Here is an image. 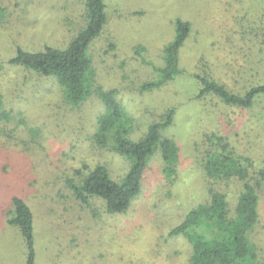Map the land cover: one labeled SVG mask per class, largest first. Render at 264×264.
Instances as JSON below:
<instances>
[{
	"label": "rangeland",
	"instance_id": "1",
	"mask_svg": "<svg viewBox=\"0 0 264 264\" xmlns=\"http://www.w3.org/2000/svg\"><path fill=\"white\" fill-rule=\"evenodd\" d=\"M0 8V94L11 111L10 120L0 121V264H25L20 232L5 222L12 195L23 197L34 213L37 264H188L189 239L169 231L207 199L209 186L227 196L231 209L242 186L234 177L212 183L207 178L205 151L214 150L216 141L208 137H225L250 157L252 175L264 171V92L244 108L212 91L199 94L197 78L239 94L264 83V0H105L106 22L87 49L92 85L77 105L65 102L55 77L10 58L18 48L65 47L84 27L83 0H0ZM177 20L190 23L179 49L181 71L143 89L144 82L160 78L164 46L174 38ZM97 85L117 90L125 136L132 140L174 110L161 135L174 140L176 157L166 163L159 149L150 156L141 192L122 212L108 213L97 197L83 204L65 184V178L80 179L76 170L85 173L97 163L115 181L130 166L92 138L104 110ZM258 213L251 238L264 264V179ZM205 222L188 231L217 234Z\"/></svg>",
	"mask_w": 264,
	"mask_h": 264
},
{
	"label": "trees",
	"instance_id": "2",
	"mask_svg": "<svg viewBox=\"0 0 264 264\" xmlns=\"http://www.w3.org/2000/svg\"><path fill=\"white\" fill-rule=\"evenodd\" d=\"M83 3L84 27L65 47L44 46L36 51L18 48L16 54L10 58L11 63L45 76L55 77L64 86V100L70 105L81 103L89 94L92 85V76L89 74L92 72L87 49L91 41L100 34L107 19L105 0H83ZM189 30L188 21H176L175 36L164 46V62L159 68L160 78L144 82L143 89L160 86L180 73L179 49ZM197 78L201 84L199 94L212 91L221 96L225 103L244 108L250 107L254 97L264 92V83L252 86L245 93L239 94L213 79L208 80L204 76ZM95 91L104 110L97 117L92 138L100 147H108L125 156L130 161V166L122 178L115 181L110 177L106 165L97 163L85 173L81 169L76 170L80 179L65 178V184L83 204L88 205L90 197H97L102 200L108 213L122 212L128 209L131 201L140 194L142 174L150 156L159 149L166 163H172L176 157L178 148L174 140L161 135V130L171 124L174 110L168 108L158 120L148 125L142 137L132 140L125 136L127 130L125 131V122L122 121L125 108L117 98V90L103 89L97 85ZM2 97L0 94V121H8L11 111L6 108ZM208 139L210 142L216 141L213 142L214 150L205 151V174L210 182L230 180L233 177L241 181L236 204L231 209L227 196L208 185L207 199L191 208L185 219L173 227L169 234L184 233L189 239L191 252L188 264H259L251 233L259 217V188L264 179V171L252 175L251 158L238 154L225 141V137L212 134ZM83 165L87 168V165ZM5 222L20 232L25 244V264H37L34 213L23 197L11 196ZM203 222L213 226L217 234L207 237L188 231Z\"/></svg>",
	"mask_w": 264,
	"mask_h": 264
}]
</instances>
